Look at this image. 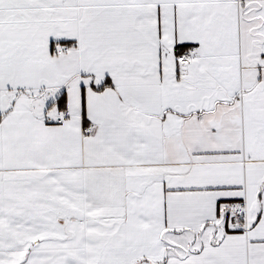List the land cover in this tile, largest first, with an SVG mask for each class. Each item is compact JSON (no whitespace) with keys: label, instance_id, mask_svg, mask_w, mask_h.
I'll return each instance as SVG.
<instances>
[{"label":"snow or ice","instance_id":"6c2138e0","mask_svg":"<svg viewBox=\"0 0 264 264\" xmlns=\"http://www.w3.org/2000/svg\"><path fill=\"white\" fill-rule=\"evenodd\" d=\"M0 264H264V0H0Z\"/></svg>","mask_w":264,"mask_h":264}]
</instances>
